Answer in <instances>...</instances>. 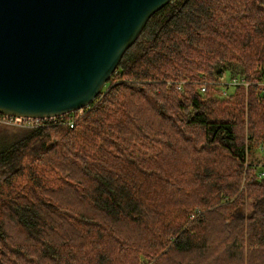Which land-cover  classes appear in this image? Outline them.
Listing matches in <instances>:
<instances>
[{
    "label": "trees",
    "instance_id": "obj_1",
    "mask_svg": "<svg viewBox=\"0 0 264 264\" xmlns=\"http://www.w3.org/2000/svg\"><path fill=\"white\" fill-rule=\"evenodd\" d=\"M77 112L0 130V264H264V0L169 1Z\"/></svg>",
    "mask_w": 264,
    "mask_h": 264
},
{
    "label": "water",
    "instance_id": "obj_2",
    "mask_svg": "<svg viewBox=\"0 0 264 264\" xmlns=\"http://www.w3.org/2000/svg\"><path fill=\"white\" fill-rule=\"evenodd\" d=\"M171 0H0V114L42 119L99 94Z\"/></svg>",
    "mask_w": 264,
    "mask_h": 264
},
{
    "label": "built area",
    "instance_id": "obj_3",
    "mask_svg": "<svg viewBox=\"0 0 264 264\" xmlns=\"http://www.w3.org/2000/svg\"><path fill=\"white\" fill-rule=\"evenodd\" d=\"M204 80V81H203ZM221 85L223 86V89H222V94L225 95L227 94V87L229 86H234V85H237V84H243L244 86H247L248 85V82L244 81L242 78L240 77H237V76H234V77H231V78H226V79H223L221 81ZM207 84H208V81L206 79H202V81L200 82V91L201 92H205L206 90V87H207ZM227 85V86H225ZM177 88L178 89H181V85L178 83L177 84ZM89 106V105H87ZM85 106V107H87ZM84 108V107H83ZM83 108L77 110V111H82ZM74 111L70 112V113H73ZM69 114V113H68ZM66 115V114H65ZM64 119V120H63ZM40 120H43L44 122H67L68 125L70 127L73 126V123H74V116L70 115L68 118H65L64 115H60V116H49V117H46V118H42V119H37V118H28V117H20V116H11V115H3V114H0V121L2 122H5L11 126H23V127H29V126H36ZM260 176H263L264 175V172L261 171L259 173Z\"/></svg>",
    "mask_w": 264,
    "mask_h": 264
},
{
    "label": "rangeland",
    "instance_id": "obj_4",
    "mask_svg": "<svg viewBox=\"0 0 264 264\" xmlns=\"http://www.w3.org/2000/svg\"><path fill=\"white\" fill-rule=\"evenodd\" d=\"M204 81V80H203ZM220 81H222V80H220ZM220 81H211V82H208V84L207 85H211V83L213 84V85H215V86H217V87H219L220 85H219V82ZM220 84H221V82H220ZM222 94V93H221ZM78 114H80L81 113V111H79V112H77ZM7 128V127H11V125H9V124H7V123H5V122H2V121H0V130L2 129V128ZM258 152V150H257V148H255V152Z\"/></svg>",
    "mask_w": 264,
    "mask_h": 264
}]
</instances>
